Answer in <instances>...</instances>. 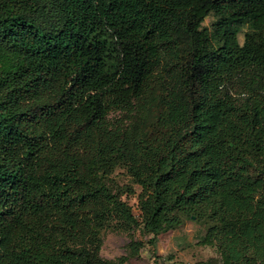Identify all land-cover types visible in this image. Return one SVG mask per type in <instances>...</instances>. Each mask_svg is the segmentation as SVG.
Instances as JSON below:
<instances>
[{
  "label": "trees",
  "instance_id": "16d2710c",
  "mask_svg": "<svg viewBox=\"0 0 264 264\" xmlns=\"http://www.w3.org/2000/svg\"><path fill=\"white\" fill-rule=\"evenodd\" d=\"M184 216L264 264V0H0V264H125L103 232Z\"/></svg>",
  "mask_w": 264,
  "mask_h": 264
},
{
  "label": "rangeland",
  "instance_id": "374dc122",
  "mask_svg": "<svg viewBox=\"0 0 264 264\" xmlns=\"http://www.w3.org/2000/svg\"><path fill=\"white\" fill-rule=\"evenodd\" d=\"M215 22V16L210 15L203 26L212 32ZM248 30L247 25L241 28L239 34L241 44ZM111 118L121 123L124 122L125 125L131 123L128 116L121 112L112 113ZM112 180L120 190L126 192L124 200L132 206L133 213L140 217L138 196L142 191L141 187L134 182L124 168H118ZM209 226L210 221L208 220H197L195 216L192 218L184 216V222L180 227L162 233L154 240L153 236L143 234L141 229L130 235L107 230L102 233L104 245L101 254L112 260L129 256L128 245L131 240H134L143 242L145 246L138 257H130L125 264H222L214 248L201 245Z\"/></svg>",
  "mask_w": 264,
  "mask_h": 264
}]
</instances>
